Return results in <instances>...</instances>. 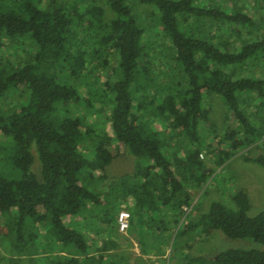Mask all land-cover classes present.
<instances>
[{
  "label": "trees",
  "instance_id": "obj_1",
  "mask_svg": "<svg viewBox=\"0 0 264 264\" xmlns=\"http://www.w3.org/2000/svg\"><path fill=\"white\" fill-rule=\"evenodd\" d=\"M133 1L150 7L0 0V243L39 264H118L92 226L161 211L178 236L219 229L260 245L209 264H264V210L249 215L245 191L234 208L185 210L210 177L202 151L222 165L264 134L262 33L231 0ZM207 93L227 107L221 134L206 126ZM112 145L135 164L110 179ZM246 160L264 167V155Z\"/></svg>",
  "mask_w": 264,
  "mask_h": 264
},
{
  "label": "rangeland",
  "instance_id": "obj_2",
  "mask_svg": "<svg viewBox=\"0 0 264 264\" xmlns=\"http://www.w3.org/2000/svg\"><path fill=\"white\" fill-rule=\"evenodd\" d=\"M231 1L237 7H245L252 16L253 26L259 28L258 31L262 33L264 39V0ZM127 3L137 6L139 11L144 10V7H150L133 0H127ZM138 10L135 12L137 13ZM141 14L138 12L141 21L143 23L148 22L149 20L144 17L146 14ZM262 66L264 70V59ZM203 104L209 111V120L206 124L209 132L221 134L228 112L224 101L219 96L207 93L204 95ZM86 121L88 122L89 119ZM212 144L216 146L215 141ZM107 150L113 153V159L105 168L108 178L111 179L123 173H131L134 170L135 159L125 153L122 147L112 145ZM259 155H264L263 135L259 137L256 143L240 149L222 165L217 163V158H211L202 151L200 159L206 167L205 171L210 173V177L206 183L190 190L191 206H185L188 214L195 215L204 208L206 209L213 200H219L234 208L232 196L235 191L240 189L248 195L250 208L247 213L249 215H255L264 210V167L246 160V158ZM36 166L35 169L37 170ZM160 212H153V215H143L142 217L135 213L130 220L127 219L130 221L129 228L123 230L120 229L119 221L118 229L114 220L107 227L96 223L91 228L92 234L89 238L114 243L115 248L112 247L110 252L111 254L114 253L116 261L120 260V264H127L128 262L130 264H209L208 258H212L221 250L234 247H260L259 244L248 239H231L219 229L211 231L209 235H202L198 230H192L184 236H178L176 235V228L173 231L161 228L169 223L164 224L168 219L161 217L162 212ZM119 213L120 211L118 212V219ZM86 223V221L81 223V226L85 231H88L90 226ZM124 253L127 255V260L120 259ZM39 254L38 252L24 255L9 253L0 243V264H39ZM198 256L202 258V262L197 261Z\"/></svg>",
  "mask_w": 264,
  "mask_h": 264
},
{
  "label": "built area",
  "instance_id": "obj_3",
  "mask_svg": "<svg viewBox=\"0 0 264 264\" xmlns=\"http://www.w3.org/2000/svg\"><path fill=\"white\" fill-rule=\"evenodd\" d=\"M263 138H264V134H263ZM129 217V213L125 210H121L120 213H119V223H120V229H125L127 228V219Z\"/></svg>",
  "mask_w": 264,
  "mask_h": 264
}]
</instances>
